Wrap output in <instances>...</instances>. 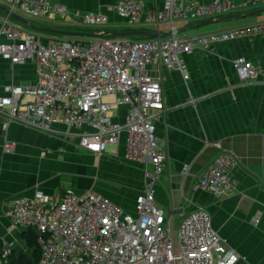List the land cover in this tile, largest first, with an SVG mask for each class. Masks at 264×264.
<instances>
[{"label":"built area","instance_id":"built-area-1","mask_svg":"<svg viewBox=\"0 0 264 264\" xmlns=\"http://www.w3.org/2000/svg\"><path fill=\"white\" fill-rule=\"evenodd\" d=\"M264 4V0H211L206 4L164 0L160 10L144 9L140 0H121L112 8L128 26L165 25L166 39L132 41L100 37L88 44L69 40L45 43L34 32L11 22L9 14L83 25L102 31L108 24L100 13L71 12L51 0H0L8 14L0 17V59L12 65L32 62L33 86L9 89L0 98V115L42 133L63 125L80 131L77 147L100 157L123 138L125 159L143 167V188L129 214L106 198L67 190L60 199L36 193L32 199H13L7 211L12 228L34 231L38 264H236L211 225L209 214L195 206L187 213L166 214L155 204L154 186L166 154L159 146L155 123L163 111L162 89L149 74L163 66L187 74L181 57L211 52L215 45L249 35L264 36V23L206 36H175V23L219 18ZM239 85L264 78L259 67L238 58L232 63ZM124 109L122 121L120 110ZM69 135V134H68ZM3 151L14 146L4 142ZM238 161L220 153L194 179L192 191L223 198L235 191L231 170ZM9 252L1 250L5 263Z\"/></svg>","mask_w":264,"mask_h":264},{"label":"crops","instance_id":"crops-1","mask_svg":"<svg viewBox=\"0 0 264 264\" xmlns=\"http://www.w3.org/2000/svg\"><path fill=\"white\" fill-rule=\"evenodd\" d=\"M51 1L71 12L106 16L108 24L102 31H141L159 39L171 33L165 25L128 26L112 12L121 0ZM185 1L206 4L211 0ZM230 1L240 4L245 0ZM140 2L144 9L153 10L164 4V0ZM3 14L0 11V17ZM52 23L62 24L42 19L39 26L29 23L40 31L27 28L26 32L39 34L45 43L65 36L46 32L65 33ZM258 23H264V4L219 18L175 23L172 33L206 36ZM238 58L259 67L264 75V36L239 37L215 45L209 53L182 56L187 79L163 66L148 69L161 86L164 105L155 134L166 162L154 186V200L166 214L203 208L214 231L237 254L236 264H264V78L239 85L232 67ZM36 81L32 62L12 65L0 59V98L7 96L10 88L33 86ZM119 112L121 117L116 120L122 121L124 109ZM79 132L57 125L53 133H42L0 115V252L33 260L34 249L23 239L28 231L12 228L7 217L13 199H32L36 193L60 199L67 190L76 195L90 192L133 214L135 198L143 188V167L125 159L123 138L97 157L77 147ZM4 142L11 143L13 151L5 153ZM220 153H230L238 161L231 170L236 190L223 198L192 191L194 179Z\"/></svg>","mask_w":264,"mask_h":264},{"label":"rangeland","instance_id":"rangeland-1","mask_svg":"<svg viewBox=\"0 0 264 264\" xmlns=\"http://www.w3.org/2000/svg\"><path fill=\"white\" fill-rule=\"evenodd\" d=\"M15 15L19 16L21 19L28 21L29 23L36 25V26L37 25L39 26L40 22H42V19L29 18V17H26L24 15H19V14H15ZM11 22H13L16 25H20V23L14 19H11ZM52 24L54 25V27L56 29H59L65 33L72 34V36H62V37L59 36V39H57V40H69V41L79 42L82 44H88V43H91L97 39V38L89 36L90 34L94 33V31H96L97 28L86 27L83 25L69 26V25H64V24L60 25L58 23H52ZM24 30L27 31L29 29L24 27ZM130 40H132V41H143V39L140 37H130Z\"/></svg>","mask_w":264,"mask_h":264},{"label":"water","instance_id":"water-1","mask_svg":"<svg viewBox=\"0 0 264 264\" xmlns=\"http://www.w3.org/2000/svg\"><path fill=\"white\" fill-rule=\"evenodd\" d=\"M0 11L4 14H8V12L3 7H0ZM9 16H10V18L16 20L17 22H19L21 25H23L26 28H29V29L35 30V31H40V29L33 27L28 22L22 20L21 18L15 16L13 14H9ZM43 31H45V30H43ZM46 32L62 34L65 36H72V34H70V33H58V32H54V31H46ZM89 36L94 37V38H100V37H120V38L140 37L143 40H152V39L158 38V35H151L149 33L141 32V31H128V32L99 31V32H94V33L90 34Z\"/></svg>","mask_w":264,"mask_h":264},{"label":"trees","instance_id":"trees-1","mask_svg":"<svg viewBox=\"0 0 264 264\" xmlns=\"http://www.w3.org/2000/svg\"><path fill=\"white\" fill-rule=\"evenodd\" d=\"M23 239L27 243V245L30 248L34 249V254H33V260H28L24 256H20L18 258L11 257L10 255L8 256L7 260L5 263H2L0 261V264H38L39 261V250L37 248L36 244V234L34 231L30 230L26 233L23 234Z\"/></svg>","mask_w":264,"mask_h":264}]
</instances>
